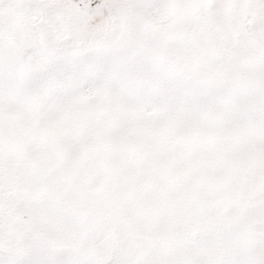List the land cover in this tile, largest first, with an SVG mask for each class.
Returning <instances> with one entry per match:
<instances>
[{
	"label": "snow or ice",
	"instance_id": "6c2138e0",
	"mask_svg": "<svg viewBox=\"0 0 264 264\" xmlns=\"http://www.w3.org/2000/svg\"><path fill=\"white\" fill-rule=\"evenodd\" d=\"M0 264H264V0H0Z\"/></svg>",
	"mask_w": 264,
	"mask_h": 264
}]
</instances>
